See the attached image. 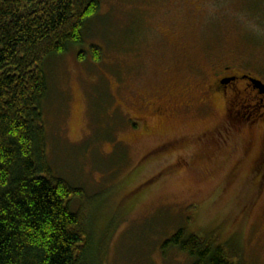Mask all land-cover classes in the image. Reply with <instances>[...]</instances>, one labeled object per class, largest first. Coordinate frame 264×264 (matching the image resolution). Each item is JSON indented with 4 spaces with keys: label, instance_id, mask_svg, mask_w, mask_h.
<instances>
[{
    "label": "rangeland",
    "instance_id": "1",
    "mask_svg": "<svg viewBox=\"0 0 264 264\" xmlns=\"http://www.w3.org/2000/svg\"><path fill=\"white\" fill-rule=\"evenodd\" d=\"M227 64L264 80V0H102L83 43L46 61L48 161L83 189L71 207L104 264H193L162 247L181 229L264 264L260 140L246 155L239 125L234 142H200L225 120V101L205 106L200 86ZM169 99L168 116L137 119Z\"/></svg>",
    "mask_w": 264,
    "mask_h": 264
},
{
    "label": "trees",
    "instance_id": "2",
    "mask_svg": "<svg viewBox=\"0 0 264 264\" xmlns=\"http://www.w3.org/2000/svg\"><path fill=\"white\" fill-rule=\"evenodd\" d=\"M101 2L0 0V264H104L85 211L71 207L83 189L49 164L43 116L46 61L83 43ZM162 247L179 249L193 264H239L221 244L184 229Z\"/></svg>",
    "mask_w": 264,
    "mask_h": 264
},
{
    "label": "flooded vegetation",
    "instance_id": "3",
    "mask_svg": "<svg viewBox=\"0 0 264 264\" xmlns=\"http://www.w3.org/2000/svg\"><path fill=\"white\" fill-rule=\"evenodd\" d=\"M250 78L262 80L259 76L227 64L213 71L204 84L200 86L199 92L204 97L205 106L214 109L213 101L219 98L225 101L224 122L220 126L210 128V130L204 132L200 142L207 141L210 147V141L214 143L215 134L212 135L214 131L219 132L226 142H234L236 140L234 130L240 125L239 135L246 132L247 135H244L248 137V145L244 151L246 155L250 153L255 142L259 140L261 142V150L255 160L256 165L261 168L264 166V93L255 86ZM262 81L264 82V80ZM143 102L145 101L143 100ZM172 102L171 99L161 102L148 101L142 106L144 112L142 111L143 114L139 115L137 119H142L143 122L140 120L142 125L147 128L146 119L148 118L146 116H159L162 118L168 116L172 108ZM201 102L203 103V101ZM135 125L139 124L136 123ZM221 126L222 129H220ZM211 135L213 137L210 139ZM218 142L223 143V140L219 138ZM181 162L188 163L184 158L180 160Z\"/></svg>",
    "mask_w": 264,
    "mask_h": 264
},
{
    "label": "water",
    "instance_id": "4",
    "mask_svg": "<svg viewBox=\"0 0 264 264\" xmlns=\"http://www.w3.org/2000/svg\"><path fill=\"white\" fill-rule=\"evenodd\" d=\"M250 80L264 93V82L260 79L250 78Z\"/></svg>",
    "mask_w": 264,
    "mask_h": 264
}]
</instances>
